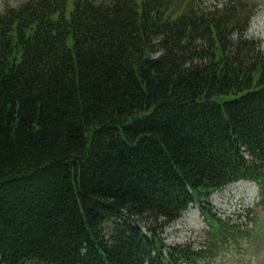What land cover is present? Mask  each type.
Wrapping results in <instances>:
<instances>
[{
	"label": "trees",
	"instance_id": "obj_1",
	"mask_svg": "<svg viewBox=\"0 0 264 264\" xmlns=\"http://www.w3.org/2000/svg\"><path fill=\"white\" fill-rule=\"evenodd\" d=\"M254 9L26 0L0 12V264H215L223 239L240 241L205 203L238 181L264 199ZM195 203L217 232L198 249L165 245Z\"/></svg>",
	"mask_w": 264,
	"mask_h": 264
},
{
	"label": "rangeland",
	"instance_id": "obj_2",
	"mask_svg": "<svg viewBox=\"0 0 264 264\" xmlns=\"http://www.w3.org/2000/svg\"><path fill=\"white\" fill-rule=\"evenodd\" d=\"M25 1L0 0V12ZM241 1L255 7L245 37L260 42L259 51L264 57V0ZM224 2L225 0H172V5L179 12L195 3L199 8L213 9ZM205 206L211 210L214 219L218 218L231 228L239 226L243 231H248L240 232V241H232L222 250L221 258L216 264H264V202L260 200L254 183L239 181L225 186L215 191ZM209 229L217 232L207 218L205 219L198 204H192L178 220L163 229L160 238L165 245H192L198 249L209 243ZM231 238L237 239L233 236ZM224 241L227 240L223 239Z\"/></svg>",
	"mask_w": 264,
	"mask_h": 264
}]
</instances>
